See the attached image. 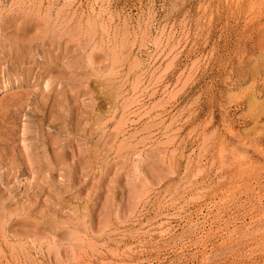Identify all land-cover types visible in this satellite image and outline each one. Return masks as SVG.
Listing matches in <instances>:
<instances>
[{"label": "rangeland", "instance_id": "obj_1", "mask_svg": "<svg viewBox=\"0 0 264 264\" xmlns=\"http://www.w3.org/2000/svg\"><path fill=\"white\" fill-rule=\"evenodd\" d=\"M0 264H264V0H0Z\"/></svg>", "mask_w": 264, "mask_h": 264}, {"label": "bare ground", "instance_id": "obj_2", "mask_svg": "<svg viewBox=\"0 0 264 264\" xmlns=\"http://www.w3.org/2000/svg\"><path fill=\"white\" fill-rule=\"evenodd\" d=\"M263 59V58H262ZM246 78V77H245ZM253 89V88H252ZM257 101V100H256Z\"/></svg>", "mask_w": 264, "mask_h": 264}]
</instances>
